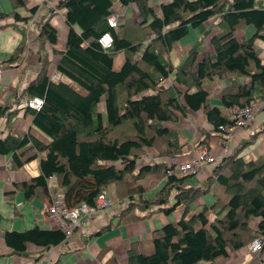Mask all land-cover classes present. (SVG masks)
<instances>
[{
  "label": "trees",
  "instance_id": "1",
  "mask_svg": "<svg viewBox=\"0 0 264 264\" xmlns=\"http://www.w3.org/2000/svg\"><path fill=\"white\" fill-rule=\"evenodd\" d=\"M9 1L12 11L0 13V19H11L8 26L15 28L21 40L0 64L17 67L26 48L25 26L38 5L28 9V17H22L18 9L25 6L24 1ZM51 1H55L56 9L65 11L68 28L55 66L60 78L50 80L49 63L44 61L46 57L40 59V70L22 96L41 98L40 109L26 108L32 117L26 134L0 137V155H10L11 171L22 170L38 159L39 174L13 188H20L28 199L37 195L51 176L53 190L62 194L67 207L81 203L94 206L97 196L110 184L117 187L118 201L140 200L141 210L155 207L168 215L183 206L176 222L152 231L150 256L140 254L135 243L127 249L128 264H210L243 249L255 238L249 228L252 219L258 220L257 231L264 237V158L245 161L237 154L226 156L201 188L188 187L190 176L167 175L164 163L136 164L143 149H154L162 157L181 155L179 134L164 124L176 123L188 111L201 110L216 133L221 132L219 126L233 123L219 107L209 104L211 92L204 82H227L228 86L218 93L225 109L264 103V62L255 51V41L264 38V0H171L160 4L158 14L149 0H119L121 5L133 4L137 9L139 22L129 32L121 18L115 29L107 25L117 0ZM212 19L219 20L217 33L209 37L213 53L197 41L183 62L174 67L169 60L172 46L190 29L204 32ZM248 26L254 28L249 38L235 36ZM106 32L112 37L109 50L97 43ZM36 40L41 50L46 42L58 45L57 30L48 20L39 24ZM117 55H122V62L115 68ZM240 77L249 82H235ZM101 101L104 116L98 109ZM5 110L0 108V117ZM199 139L196 147L207 146L205 135ZM161 173L165 181L153 198L145 197L140 184L126 183L130 176ZM212 183L222 188L226 202L220 205L218 198L209 207L191 212L189 207L209 192ZM129 203L121 211L119 223H125L127 213L137 209ZM3 238L16 255H24L27 244L50 248L66 241L60 230L37 227L5 232Z\"/></svg>",
  "mask_w": 264,
  "mask_h": 264
},
{
  "label": "crops",
  "instance_id": "2",
  "mask_svg": "<svg viewBox=\"0 0 264 264\" xmlns=\"http://www.w3.org/2000/svg\"><path fill=\"white\" fill-rule=\"evenodd\" d=\"M23 1L25 6L18 9V12L22 17H28V9L36 5H38L40 15L38 18L33 15V24L29 27V22L32 20L31 18L25 26L26 48L20 65L15 67V64H3L5 67V73L0 83V108H5L6 110L3 116L0 117V137H4L8 133L23 136L28 132L31 126L32 117L26 112V108L23 107L24 101L28 99L24 97L22 98L23 90L28 83L36 77L37 72L40 70V63L37 59L38 54H44L49 63L47 76L50 77L51 74H56L55 66L60 58L59 51L64 47L68 30L67 25L64 22L65 11L56 9L54 6L55 1L54 3L51 0ZM170 1L171 0H149V5L153 8L155 13L158 14L160 4L168 3ZM8 2L10 4V10H0V13H10L12 11L11 3L9 0ZM49 7L52 8L48 11ZM112 11L113 14L122 15L120 22H123L124 25L128 24L130 31L134 30L139 22L137 18V9L133 4L123 6L120 4V1L117 0L112 7ZM43 19L48 20L57 30L59 46L57 44H49L46 42L42 50L39 48L36 36L38 26ZM218 21V19H212L207 22L204 26V32L201 31L203 37L198 39L210 54H212L213 51L209 44V37L217 33L218 30L215 29V25H217ZM11 22L12 20L9 18L2 21L0 19V51H7L10 55L21 40V35L15 30V28L13 26H8ZM246 28H249V26L241 29V31ZM207 33H209V35H207ZM253 33L247 31L248 36H246L243 32L239 34L236 32L235 36L237 38H249ZM34 37L35 39H33ZM182 40L183 39L180 41ZM195 43L196 42H194V44ZM194 44L190 47L188 46L189 48H185L183 56L186 57L189 49ZM171 51L169 52L170 62ZM255 51L261 61L264 62V38L255 41ZM4 57H7V55ZM4 59L6 60L7 58ZM5 60L0 61V63ZM27 62L32 66L31 69L30 66H27ZM121 62L122 55H117L114 65L115 68H118L121 65ZM173 66L176 67L175 65ZM20 69H22V71H20ZM248 82V78L240 77L237 80V83L241 85L247 84ZM203 85L211 92L209 104L211 106L219 107L223 115L231 119L233 110L221 107L218 99V93L228 86L227 82L225 83L221 81L218 83L217 81H208L204 82ZM179 90L183 92L184 88L179 86ZM98 109L100 112L104 111L103 102L102 104H99ZM164 127L173 129L179 134V141L182 145L181 154H183L180 158L181 160L186 159V157L194 152L197 142L200 141L199 137L202 134H209L207 145L209 146V154L212 158V162L202 167L194 176L188 177L186 180V183L189 184L188 187L192 186L201 188L214 169L226 156L237 154L238 157H242L245 161H256L264 158V108H261L255 114L253 123L249 127L237 129L235 133L231 135L226 150L225 147H222L219 144V142L224 139V133L213 132L201 110L197 112L188 111L185 116H179L176 123H165ZM9 157L10 155H0V264H128L127 249L135 243L140 254L150 256L153 253V245L151 241L152 231L159 229L173 219V215H170L172 212L168 215H164L154 207L151 209L140 210V213H136L135 211L130 212L129 214L127 213L125 219H128L125 223H119L118 221L117 226L112 227V218L119 215L118 211L112 209L100 213L93 218V221L88 228L87 235L76 234L64 243L50 248H42L27 244L24 255L13 254L11 249L4 244L3 237L5 232H22L33 227H37L41 230L58 229L50 220H48L47 217L40 213L43 205L49 200L47 197L50 193L46 186L40 190L37 195L28 199L24 198L23 192L20 188H13L14 185L18 186L23 182H28L31 178L36 177L39 174L38 159L26 164L22 170L11 171L9 169ZM11 191H13L12 194L9 193ZM172 195H174V192ZM218 198L222 202H226L227 200V197L223 194L222 188L215 183H212L209 187V192L202 198L196 200L189 207V210L194 213L203 206L209 207L214 204ZM172 202L173 200L171 199L170 204H172ZM183 209V206H178L173 212L175 215L179 216L182 215ZM11 214H15L16 220L20 223H24L25 220V226L23 228L8 226L9 224L6 222ZM119 219L120 218L118 217V220ZM107 235H110V240L104 242L99 241ZM63 258H67V261L63 262ZM247 258L246 250L243 248L238 251H231L228 253L227 257H219L210 264H245L247 263ZM261 259L264 261V252L260 253L259 260ZM251 264H257V259L253 260Z\"/></svg>",
  "mask_w": 264,
  "mask_h": 264
},
{
  "label": "built area",
  "instance_id": "3",
  "mask_svg": "<svg viewBox=\"0 0 264 264\" xmlns=\"http://www.w3.org/2000/svg\"><path fill=\"white\" fill-rule=\"evenodd\" d=\"M121 14H113L107 18V25L115 29L118 25ZM34 18V17H33ZM29 22V27L33 24L34 19ZM99 46L104 50H109L112 46V37L109 33H103L97 40ZM5 73L4 65L0 64V83ZM58 74H51L50 80H59ZM42 99L38 97L28 98L24 101L23 107L33 110H39L42 105ZM259 104L252 102L245 108H234L232 121L229 126H219V131L224 133V139L219 142L220 146L227 149L229 138L237 129L249 127L254 120L255 111ZM207 146H198L194 152L181 161L178 157H172L167 163V175H174L176 177L194 176L206 164L211 163ZM46 187L49 190V200L43 205L40 213L50 220L55 227L62 231L65 239L68 240L76 234H86L93 218L105 212L106 210L115 209L120 212L121 207L116 209L112 202L101 193L97 196L94 206H88L85 203L78 204L73 207L65 206L62 194L53 190V178L50 176L46 179ZM109 210V211H110ZM261 236H256L247 246V253L257 255L262 248Z\"/></svg>",
  "mask_w": 264,
  "mask_h": 264
},
{
  "label": "rangeland",
  "instance_id": "4",
  "mask_svg": "<svg viewBox=\"0 0 264 264\" xmlns=\"http://www.w3.org/2000/svg\"><path fill=\"white\" fill-rule=\"evenodd\" d=\"M51 8L52 7H49L48 8V11ZM0 10H2V11H8V10H10V4H9L8 0H0ZM39 15H40V10H38V8H37V11L35 13V16H37V18H38ZM39 19H40V17H39ZM43 20H46V19H43ZM43 20H42V22H43ZM253 30H254L253 27L252 26H249V28H246V29H244L242 31L240 30L241 32L237 31V34L243 32L244 35L246 34V36H248L247 35V31H251L253 33ZM129 31L130 30L127 29V32H129ZM202 37H203V35H202V32L200 30H198V29H190L189 30V33L187 34V36H185L182 41L176 42L175 45L173 46V49H172L171 54H170V59H171L172 64L175 65V66H178L179 64H181L183 62L184 58H185V56H183V53H185L184 52L185 51V48L188 47V46L190 47L192 44H194V42L199 41L198 39H200ZM33 39H35V37ZM58 46H59V44H58ZM187 49H186V51H187ZM5 55H7V57H4ZM9 55H10L9 52H7V51H0V58H3V59H0V61L5 60L4 58H8ZM43 57L45 59L46 56L44 54H38V58L37 59H38V62L39 63H40V59H43ZM44 61H46V59ZM26 64H27L28 67L30 66V64L28 62ZM22 69H20V71H22ZM217 82L219 83L220 81H217ZM222 82H225L226 83V81H222ZM235 82H237V81L235 80ZM256 103H258L259 105L256 108L257 110L255 111V114L261 108L262 109L264 108V103L263 102H257L256 101ZM101 104H102V101H101ZM101 113H102L103 116L105 115L104 111H102ZM205 136H206V139L208 140L209 139V134H206ZM207 147H208V151H209V146L207 145ZM182 155L183 154H181L179 156H173V157L181 158ZM171 158L172 157H170V156L169 157L159 156L158 153L154 149H143L142 155L136 159V164L138 166H145V165L153 166L154 164L164 163L167 166V163L169 162V160ZM181 161H183V160H181ZM114 165L116 167H118V168H121L120 163L119 164L116 163ZM162 173L159 176H155V175H147L146 176L145 175L144 177H141V178H139V177L138 178L137 177L134 178L133 176H130V177L127 178V180H126L127 182L126 183H131V185L140 184L142 186L141 188H142L143 192L146 191L145 192V194H146L145 197H147V198H153L155 196V194H156L155 193L156 190H158L159 187L162 186V183L165 181V179L163 178V174ZM190 177H192V176H190ZM137 188H139V187H137ZM104 191H105L104 192L105 196L112 202V205L116 209H118L117 206L121 207L120 212H118L119 215L118 216H115L111 220L112 221V224H111L112 227H116L117 226V224H118V217L120 216L121 211L126 208V205L128 204V202H130L129 205H132L134 203L135 208L137 207L138 210H135L136 213H140L141 212L140 210H141V207H142V205H141L142 201H140V200L138 201V200H135V199H133V200L123 199L122 201H118L117 194H116L118 192V190H117V187L114 186L113 184L108 185L107 189L104 190ZM218 201H219V204L220 205L222 203H224L221 200H218ZM216 206H219V205L217 204ZM138 207H140V208H138ZM109 210L110 209L106 210V212L109 211ZM126 213L127 212H125V214ZM170 215H173L172 216L173 219H171L170 222H174V221L178 220L181 217V215H179V216L178 215H175L174 212H172ZM15 216H16L15 214H11L8 217L6 223H8L9 224L8 226H10V227L17 226L18 228H23L25 226V224H26V221L24 220V223H22V222L20 223V222H18L16 220V217ZM210 218H211V216H210ZM257 223H258V220H256V219H252L249 222V228L251 230L252 237L253 236L254 237L261 236V234L259 233V231H257ZM104 233H106V232H104ZM106 240H110V235L104 236L99 241L100 242H104ZM247 246H248V244L244 247V249L246 250V255L248 256L247 263H245V264H251L252 261L255 260V259H257V264H260V263L264 262L262 259L259 260L260 253L264 252V237L262 238V248H261L260 252L257 255L254 256V255L248 254L247 253ZM69 259H71V258H69ZM66 261H67V258H63V262H66Z\"/></svg>",
  "mask_w": 264,
  "mask_h": 264
},
{
  "label": "bare ground",
  "instance_id": "5",
  "mask_svg": "<svg viewBox=\"0 0 264 264\" xmlns=\"http://www.w3.org/2000/svg\"><path fill=\"white\" fill-rule=\"evenodd\" d=\"M20 6V5H19ZM67 9V8H66ZM61 13V12H60ZM58 15V14H57ZM40 46H41V44H40ZM35 54V53H34ZM47 62V61H46ZM37 63V62H36Z\"/></svg>",
  "mask_w": 264,
  "mask_h": 264
}]
</instances>
